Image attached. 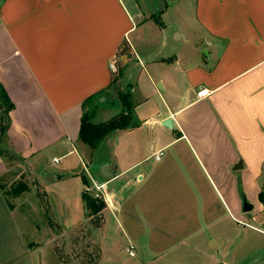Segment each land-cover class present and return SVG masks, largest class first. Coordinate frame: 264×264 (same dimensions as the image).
<instances>
[{"label": "crops", "instance_id": "1", "mask_svg": "<svg viewBox=\"0 0 264 264\" xmlns=\"http://www.w3.org/2000/svg\"><path fill=\"white\" fill-rule=\"evenodd\" d=\"M131 1L0 0V264H68L58 231L94 233L95 264L120 239L146 264H264V0ZM120 94L130 126L90 149L82 114L118 115ZM82 175L105 203L93 226ZM23 177L44 204L33 239L3 191Z\"/></svg>", "mask_w": 264, "mask_h": 264}, {"label": "rangeland", "instance_id": "2", "mask_svg": "<svg viewBox=\"0 0 264 264\" xmlns=\"http://www.w3.org/2000/svg\"><path fill=\"white\" fill-rule=\"evenodd\" d=\"M171 1V0H170ZM134 2V4H144L146 9L151 12H155L157 9L165 7L166 3H169V0H138V1H131ZM202 52L205 54V52L202 50ZM91 112V110H89ZM113 112V111H112ZM106 113V112H105ZM110 113V112H108ZM104 114V113H103ZM105 117V115H103ZM95 121L99 120V116H95ZM76 157L74 155L67 157L65 160H62L60 164H50L49 170H55L62 165L66 164L67 161H72ZM77 167H80L79 164ZM19 181V180H18ZM15 181L13 184L9 186V188L6 186L3 191H5L8 194V199L17 204L18 210L22 215L18 214V219L20 222V225L22 226V229L24 231V234L26 238L33 239L32 233V225L39 224L40 225V231L39 233L43 232L45 230L44 224V218H41L40 211L44 209L43 201L40 199L39 203L37 204L33 198L31 191V185H34V182L29 181L28 179H24V177L18 182ZM23 184L24 189L22 191H19L17 194H14L12 192V188L17 186L18 184ZM92 187L93 184L91 183ZM15 196H19L20 198L17 199ZM40 197V196H39ZM56 207V206H55ZM58 213L61 211V206L58 208ZM57 210L49 213V217L54 221V227L60 226L62 227L63 222H61L59 219H63V215H57ZM40 214V215H39ZM39 215V217H38ZM43 217V214H42ZM96 221L91 218L88 223L93 226ZM52 225V224H50ZM43 227V228H42ZM44 229V230H43ZM92 237L87 236L80 238L77 235H60L59 231L55 232V235L53 237L54 239V248L56 250V255L62 262L68 263V264H95L96 262V254L94 252V242L93 237L94 233H92ZM121 247L118 248V256L117 258H114V261H110V264H146L147 259L150 254H147V252L143 251L142 243L139 245H136L134 248L135 255L129 256L128 253L125 251V247L127 246V242L123 239H120ZM111 255V254H108Z\"/></svg>", "mask_w": 264, "mask_h": 264}, {"label": "trees", "instance_id": "3", "mask_svg": "<svg viewBox=\"0 0 264 264\" xmlns=\"http://www.w3.org/2000/svg\"><path fill=\"white\" fill-rule=\"evenodd\" d=\"M120 98L123 103V111L118 115L102 121V122H93L92 113L89 111H84L80 119L78 140L87 145L90 149H95L101 139L107 136L109 133L115 129H122L129 127L131 124V111L127 105V100L125 94H120ZM85 104V103H84ZM7 125H2V131L5 130ZM82 181L88 187L89 180L85 175H82ZM24 189L23 184H18L12 188V192L17 194L19 191ZM82 200L85 203L86 213L97 223L98 218L95 216L105 205L104 200L100 196L92 195L88 190L84 189L81 194ZM260 200L264 203V192L259 193ZM94 223V224H95Z\"/></svg>", "mask_w": 264, "mask_h": 264}, {"label": "built area", "instance_id": "4", "mask_svg": "<svg viewBox=\"0 0 264 264\" xmlns=\"http://www.w3.org/2000/svg\"><path fill=\"white\" fill-rule=\"evenodd\" d=\"M110 68L115 70V61L110 62L109 64ZM201 92H199V94H201ZM162 154V150H159L157 155H155V159H159L160 155ZM55 161H57V159H54ZM92 185H89L88 187H85L86 190L90 191L92 188L96 190V192L94 193L95 196H100V185L96 184V182H92ZM125 251L128 253L129 256H134L135 255V251H134V245L132 243H129L128 246L125 248Z\"/></svg>", "mask_w": 264, "mask_h": 264}, {"label": "water", "instance_id": "5", "mask_svg": "<svg viewBox=\"0 0 264 264\" xmlns=\"http://www.w3.org/2000/svg\"><path fill=\"white\" fill-rule=\"evenodd\" d=\"M101 99H103L101 97ZM162 125L167 127V128H170L171 127V119L170 118H166L163 122H162ZM243 209L246 211V210H250V206L248 205V203L246 201L243 202Z\"/></svg>", "mask_w": 264, "mask_h": 264}]
</instances>
